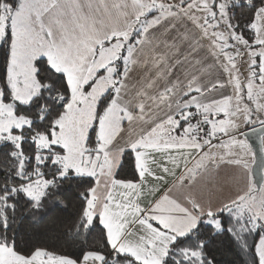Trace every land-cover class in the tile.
Masks as SVG:
<instances>
[{
  "label": "snow or ice",
  "instance_id": "6c2138e0",
  "mask_svg": "<svg viewBox=\"0 0 264 264\" xmlns=\"http://www.w3.org/2000/svg\"><path fill=\"white\" fill-rule=\"evenodd\" d=\"M70 203L66 248L21 236ZM222 238L264 264V0H0V264H221Z\"/></svg>",
  "mask_w": 264,
  "mask_h": 264
},
{
  "label": "trees",
  "instance_id": "16d2710c",
  "mask_svg": "<svg viewBox=\"0 0 264 264\" xmlns=\"http://www.w3.org/2000/svg\"><path fill=\"white\" fill-rule=\"evenodd\" d=\"M127 160V157H125ZM129 170L125 163L123 172ZM74 211L71 203L69 204L68 213L61 212L59 209L48 214L42 221H24L20 226V234L24 238H37L41 241L56 246L58 249L67 247L65 238L62 235L64 223L69 218L70 213ZM217 259L221 264H246L247 258L239 252L228 238H222L214 248Z\"/></svg>",
  "mask_w": 264,
  "mask_h": 264
},
{
  "label": "water",
  "instance_id": "95a60500",
  "mask_svg": "<svg viewBox=\"0 0 264 264\" xmlns=\"http://www.w3.org/2000/svg\"><path fill=\"white\" fill-rule=\"evenodd\" d=\"M250 142H252L254 146L257 145V142H256V140H255V137H251V141H250ZM253 167H255V166H253ZM256 178H257V179L259 178V173H258V172L256 173Z\"/></svg>",
  "mask_w": 264,
  "mask_h": 264
}]
</instances>
